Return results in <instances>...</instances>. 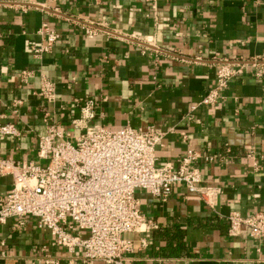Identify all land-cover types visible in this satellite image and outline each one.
Wrapping results in <instances>:
<instances>
[{
  "label": "crops",
  "instance_id": "0c3cea01",
  "mask_svg": "<svg viewBox=\"0 0 264 264\" xmlns=\"http://www.w3.org/2000/svg\"><path fill=\"white\" fill-rule=\"evenodd\" d=\"M44 24L57 39L37 55L32 49L44 44ZM253 59L259 63H246L214 105H201L216 87L217 64ZM261 65L264 0H0V124L21 133L0 137V157L37 162L45 113L72 141L80 131L71 120L92 99L90 125L153 127L164 134L158 163L201 152L211 158L196 163L202 183L220 190L214 211L182 187L166 201L137 192L158 228L145 247L138 234L124 236L132 243L128 264H264V239L245 231L231 237L226 221L232 212L264 211V74L255 75ZM22 70L31 73L26 83ZM41 78L54 84L53 102L36 96ZM14 99L22 100L20 117L11 113ZM11 187V176H0V196ZM14 227L13 220L0 225V264L30 256L70 261L33 220Z\"/></svg>",
  "mask_w": 264,
  "mask_h": 264
},
{
  "label": "built area",
  "instance_id": "2783aa9c",
  "mask_svg": "<svg viewBox=\"0 0 264 264\" xmlns=\"http://www.w3.org/2000/svg\"><path fill=\"white\" fill-rule=\"evenodd\" d=\"M38 33L44 37V44L32 49L37 55L48 52L57 39L45 24ZM85 34L93 32L85 29ZM246 63L254 65L259 61L217 64L216 87L208 90L201 105H214L221 90L243 74ZM263 74L261 65L255 75ZM30 77L27 70L20 72L21 82L26 83ZM36 96L53 102L54 84L41 78ZM21 106L22 100H12L11 113L20 117ZM79 110L80 118L71 120V125L80 134L72 141L69 134L64 138L56 124L48 122L46 113L43 115L45 131L36 140L37 162L21 163L0 157V176L12 178L10 191L0 196V225L13 220L18 230L30 219L71 259L82 264H128L125 255L132 251V243L124 236L138 234L141 247H145L148 234L158 228L142 212L137 192L166 201L176 188L182 187L215 210L220 190L203 184L196 166L198 160H211L209 156L188 151L176 163H158L155 149L161 144L162 132L153 127L109 129L100 124L90 125L95 118L92 99L84 100ZM20 136L14 124H0V137ZM226 221L231 237L245 231L250 237L264 239V211L248 215L232 212ZM70 261L68 264H72ZM24 264L57 263L30 256Z\"/></svg>",
  "mask_w": 264,
  "mask_h": 264
}]
</instances>
